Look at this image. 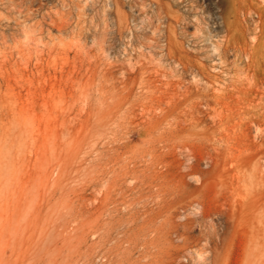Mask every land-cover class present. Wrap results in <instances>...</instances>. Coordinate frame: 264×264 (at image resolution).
Masks as SVG:
<instances>
[{
	"label": "rangeland",
	"instance_id": "374dc122",
	"mask_svg": "<svg viewBox=\"0 0 264 264\" xmlns=\"http://www.w3.org/2000/svg\"><path fill=\"white\" fill-rule=\"evenodd\" d=\"M0 264H264V0H0Z\"/></svg>",
	"mask_w": 264,
	"mask_h": 264
},
{
	"label": "bare ground",
	"instance_id": "6f19581e",
	"mask_svg": "<svg viewBox=\"0 0 264 264\" xmlns=\"http://www.w3.org/2000/svg\"><path fill=\"white\" fill-rule=\"evenodd\" d=\"M233 1V0H232Z\"/></svg>",
	"mask_w": 264,
	"mask_h": 264
}]
</instances>
